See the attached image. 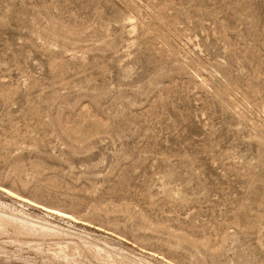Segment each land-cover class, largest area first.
Returning a JSON list of instances; mask_svg holds the SVG:
<instances>
[{
  "label": "rangeland",
  "instance_id": "rangeland-1",
  "mask_svg": "<svg viewBox=\"0 0 264 264\" xmlns=\"http://www.w3.org/2000/svg\"><path fill=\"white\" fill-rule=\"evenodd\" d=\"M0 187L82 221L0 264H264V0H0Z\"/></svg>",
  "mask_w": 264,
  "mask_h": 264
},
{
  "label": "bare ground",
  "instance_id": "bare-ground-1",
  "mask_svg": "<svg viewBox=\"0 0 264 264\" xmlns=\"http://www.w3.org/2000/svg\"><path fill=\"white\" fill-rule=\"evenodd\" d=\"M0 188H2V187H0ZM2 191L4 192V194L6 193L7 195L18 200V203H20V205H22L24 208L33 206L36 209L38 208V209L44 210L51 217H58V218H61L63 220H70V221L77 222V223L82 222L79 218L75 217L73 214L68 213L66 211H63V210H60L57 208H53V207H48L46 205L41 204L40 202H37L36 200H31V199L26 198L24 196L15 194L14 192H12L11 190L6 189V188H2ZM9 208H10V206H8L7 204L0 202V221H3V219L7 218V219L13 221L14 224L17 226V228L22 232L28 231L30 233H34L35 235H49V234H52L53 232L57 231V229L55 227H52V226L47 225V224H39V222L36 223V222L30 220L29 214L25 211L26 209L19 211L18 214L15 215L13 213L8 212Z\"/></svg>",
  "mask_w": 264,
  "mask_h": 264
}]
</instances>
